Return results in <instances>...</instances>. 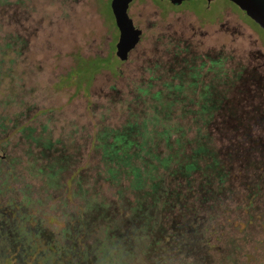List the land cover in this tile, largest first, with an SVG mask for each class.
Segmentation results:
<instances>
[{
    "label": "trees",
    "instance_id": "obj_1",
    "mask_svg": "<svg viewBox=\"0 0 264 264\" xmlns=\"http://www.w3.org/2000/svg\"><path fill=\"white\" fill-rule=\"evenodd\" d=\"M22 3L0 0V264H111L110 247L115 264H264V63L177 44L118 125L64 140L31 123L46 109L19 120Z\"/></svg>",
    "mask_w": 264,
    "mask_h": 264
},
{
    "label": "rangeland",
    "instance_id": "obj_2",
    "mask_svg": "<svg viewBox=\"0 0 264 264\" xmlns=\"http://www.w3.org/2000/svg\"><path fill=\"white\" fill-rule=\"evenodd\" d=\"M111 1L22 0L21 13L12 9L18 23L11 20L9 29L19 31L25 43L19 62L25 92L21 104L28 112L20 121L36 109H46L31 123L38 128L47 124L51 135L64 140L69 135L75 140L90 137L99 126H116L136 86L153 77L151 89L162 87L165 76L155 80L159 73L153 66L171 59L177 44L200 45L199 54L226 58L231 64L264 63V32L227 0H214L208 7L205 0L178 7L175 0H132L127 13L142 35L121 59ZM92 60L103 63L80 71V62ZM14 106L8 109L13 112ZM110 248L109 263L115 264L118 249ZM124 257L132 259L131 254Z\"/></svg>",
    "mask_w": 264,
    "mask_h": 264
},
{
    "label": "water",
    "instance_id": "obj_3",
    "mask_svg": "<svg viewBox=\"0 0 264 264\" xmlns=\"http://www.w3.org/2000/svg\"><path fill=\"white\" fill-rule=\"evenodd\" d=\"M211 1L213 0H207L208 3ZM229 1L243 11L250 20L264 31V0ZM131 2L132 0L111 1V11L119 31L117 49L121 59H124L127 52L138 43L142 32L139 27L133 25V21L127 13L128 6ZM180 2L181 0H175L174 3Z\"/></svg>",
    "mask_w": 264,
    "mask_h": 264
},
{
    "label": "flooded vegetation",
    "instance_id": "obj_4",
    "mask_svg": "<svg viewBox=\"0 0 264 264\" xmlns=\"http://www.w3.org/2000/svg\"><path fill=\"white\" fill-rule=\"evenodd\" d=\"M168 2L170 1V0H167ZM185 1H188V0H181V2L180 3H174L173 5L174 6H176V7H178V6H180V5H182L183 4V2H185ZM191 1V0H190ZM227 1H229V0H227ZM205 2H206V5H207V7L209 6V5H211V3L212 2H214V0L213 1H211V2H207V0H205ZM230 2V1H229ZM230 4L232 5V6H235L233 3H231L230 2ZM237 7V6H236ZM206 8V7H205ZM243 12V11H242ZM244 13V12H243ZM245 14V13H244ZM142 31V30H141ZM141 35H142V32H141Z\"/></svg>",
    "mask_w": 264,
    "mask_h": 264
}]
</instances>
